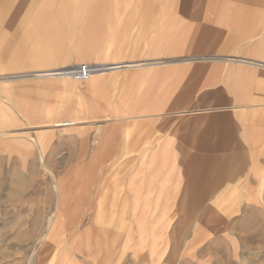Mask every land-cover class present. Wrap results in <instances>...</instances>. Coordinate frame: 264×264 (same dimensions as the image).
I'll return each mask as SVG.
<instances>
[{"label": "crops", "instance_id": "crops-1", "mask_svg": "<svg viewBox=\"0 0 264 264\" xmlns=\"http://www.w3.org/2000/svg\"><path fill=\"white\" fill-rule=\"evenodd\" d=\"M57 1L0 0V131L25 115L48 127L44 153L59 132L58 162L135 165L111 179L124 192L94 173V194L130 195L135 212L153 206L162 219L179 197L212 194L213 165L264 148V0H121L106 13L113 66L89 83L109 91L92 90L89 105L68 102L69 77L26 76L43 66L38 30ZM123 80L128 90L113 86ZM63 117L79 123L52 129Z\"/></svg>", "mask_w": 264, "mask_h": 264}, {"label": "rangeland", "instance_id": "rangeland-1", "mask_svg": "<svg viewBox=\"0 0 264 264\" xmlns=\"http://www.w3.org/2000/svg\"><path fill=\"white\" fill-rule=\"evenodd\" d=\"M67 1L58 0L51 19L38 30L44 33L43 66L26 69L32 73L26 76L73 71L82 64L104 66V71L113 66L107 62L115 57L111 42L118 37L106 13L122 11L125 4ZM103 70L88 80L69 77L74 84L68 102L89 105L92 90L109 91L108 83L96 84L98 90L90 85ZM113 86L128 90L124 80ZM37 91L38 102L44 101L45 90L38 86ZM20 119L6 128L10 131H0V264H264V162H249L264 161V148L246 149L243 164L213 165L212 194L189 202L181 196L176 205L181 210L162 219L153 206L135 212L130 195L94 194V173L104 179L101 188L124 192V183L115 187L112 180L135 165H120L121 170L58 162L66 155L57 151L59 133L44 153L46 136L41 148L34 141L48 127L34 129L27 116ZM61 184L65 193H59Z\"/></svg>", "mask_w": 264, "mask_h": 264}, {"label": "bare ground", "instance_id": "bare-ground-1", "mask_svg": "<svg viewBox=\"0 0 264 264\" xmlns=\"http://www.w3.org/2000/svg\"><path fill=\"white\" fill-rule=\"evenodd\" d=\"M86 1H89V2H93V0H86ZM94 1H96V0H94ZM110 64V63H109ZM92 68H94V69H92V72L94 73V72H98L99 70H103V68H104V66H103V68H96V67H93L92 65H90ZM105 66H106V64H105ZM118 67V66H117ZM106 70H108V69H106ZM104 71V70H103ZM44 73V72H43ZM72 73H74L73 71H57V72H51V73H45V75H49L50 76V74L51 75H58V76H65V77H75L74 75H72ZM36 75V74H35ZM70 75H72V76H70ZM94 75V74H93ZM92 75V76H93ZM91 76V77H92ZM76 78V77H75ZM77 79V78H76ZM81 122V121H80ZM84 121H82V123H83ZM49 123V125L51 126H57V128L58 127H70V126H74V125H77L78 123H79V119H77V118H66V119H60V120H53V121H50V122H48ZM28 124V123H27ZM42 125V124H41ZM46 125H43V127H45ZM45 128H47V127H45ZM2 131H10V130H8V129H5V130H2ZM59 133V132H58ZM45 134H48V132H44V133H41V134H39L38 135V137L36 138V141H34L36 144L38 143L39 145H40V148L42 147V140H43V138L45 137ZM60 135V134H59ZM23 136V135H22ZM42 156L44 155L43 154V151H42ZM45 168V167H44ZM49 172H50V170H49ZM65 185L64 184H61V185H59V193H62V192H64L63 191V187H64ZM65 193V192H64Z\"/></svg>", "mask_w": 264, "mask_h": 264}, {"label": "built area", "instance_id": "built-area-1", "mask_svg": "<svg viewBox=\"0 0 264 264\" xmlns=\"http://www.w3.org/2000/svg\"><path fill=\"white\" fill-rule=\"evenodd\" d=\"M92 68L88 64L78 66V69L73 70L74 76L79 80H88L93 75Z\"/></svg>", "mask_w": 264, "mask_h": 264}]
</instances>
